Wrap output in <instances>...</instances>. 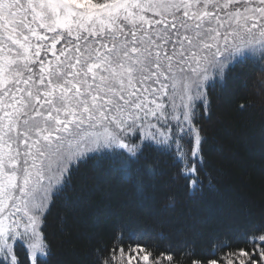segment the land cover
I'll use <instances>...</instances> for the list:
<instances>
[{"label": "snow or ice", "instance_id": "snow-or-ice-1", "mask_svg": "<svg viewBox=\"0 0 264 264\" xmlns=\"http://www.w3.org/2000/svg\"><path fill=\"white\" fill-rule=\"evenodd\" d=\"M257 44L264 0H0V264H49L48 213L89 162L110 163L149 199L151 152L202 192L207 82L224 79L226 53ZM251 90L264 97V71ZM115 232L96 264L197 255L130 222ZM200 255L192 264H264V222L213 233Z\"/></svg>", "mask_w": 264, "mask_h": 264}, {"label": "trees", "instance_id": "trees-1", "mask_svg": "<svg viewBox=\"0 0 264 264\" xmlns=\"http://www.w3.org/2000/svg\"><path fill=\"white\" fill-rule=\"evenodd\" d=\"M261 71L264 57L247 55L227 66L223 80L217 76L208 83L204 190L194 197L171 160L151 152L141 162L155 173L149 199L141 198L108 162L99 167L89 162L74 173L47 216L45 232L53 251L49 264H96V250L111 247L116 225L129 222L153 234L162 231L181 246L194 245L196 256L178 247L171 262L192 264L205 258L200 253L213 233L229 235L237 227L264 222V97L251 90ZM241 103L248 106L241 110ZM169 198L174 207L166 206ZM128 235L123 246H135ZM166 245L158 242L159 255H167ZM18 251L25 259L23 249ZM160 264L168 262L161 259Z\"/></svg>", "mask_w": 264, "mask_h": 264}, {"label": "rangeland", "instance_id": "rangeland-1", "mask_svg": "<svg viewBox=\"0 0 264 264\" xmlns=\"http://www.w3.org/2000/svg\"><path fill=\"white\" fill-rule=\"evenodd\" d=\"M247 55L257 56L260 58L264 57V44H257V45L251 46L249 48H244V49H241L239 52L226 53L225 58H227L229 60L227 66L230 63H232L233 61H235L236 59L241 58L243 56H247ZM216 77L217 76L214 73L213 76L207 82V85L209 82L212 81V79H214Z\"/></svg>", "mask_w": 264, "mask_h": 264}]
</instances>
